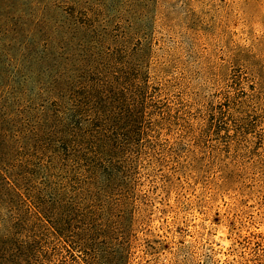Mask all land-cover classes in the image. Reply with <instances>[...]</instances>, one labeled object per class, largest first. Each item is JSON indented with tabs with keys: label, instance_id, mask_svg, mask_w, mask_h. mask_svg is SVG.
Returning a JSON list of instances; mask_svg holds the SVG:
<instances>
[{
	"label": "rangeland",
	"instance_id": "rangeland-1",
	"mask_svg": "<svg viewBox=\"0 0 264 264\" xmlns=\"http://www.w3.org/2000/svg\"><path fill=\"white\" fill-rule=\"evenodd\" d=\"M125 98L143 112L128 179ZM0 165L68 186L43 199L61 212L81 192L91 264H122L125 231L132 264H264V0H0Z\"/></svg>",
	"mask_w": 264,
	"mask_h": 264
},
{
	"label": "trees",
	"instance_id": "trees-1",
	"mask_svg": "<svg viewBox=\"0 0 264 264\" xmlns=\"http://www.w3.org/2000/svg\"><path fill=\"white\" fill-rule=\"evenodd\" d=\"M144 80L141 74L140 87L146 86ZM124 89L126 97L129 95V88ZM126 101L129 100L125 98L123 105L129 114L121 116V169L128 179L130 175L127 166L137 163L140 158L139 152L134 149L138 143L136 134L140 135L135 127L141 125L143 112L136 117L134 113L130 115L136 109L131 108V102ZM139 107L141 108L140 103L138 109ZM211 116L214 119L216 112L211 113ZM94 125L95 121L91 119L77 121L74 133L77 165L74 171L79 176L83 175L82 170H86L97 154L93 139H98L101 133L95 131ZM46 173L48 176L51 174L48 171ZM31 182V179H17L16 176L6 173V169L0 165V264H64L59 258L62 250L79 252L73 264H91V246L88 238L81 235V232L86 231V210L81 207L79 198L81 192H78L71 209L67 208L68 205L64 207L66 213L61 212L54 203L46 205L43 199L48 194L52 202L53 195L67 193L68 186L61 185L62 182L57 185V182L46 178L33 182L36 184ZM75 193L74 189L73 194ZM36 225L40 226L39 230L35 228ZM33 229L40 231V234L30 235ZM43 229L46 230V238L43 237ZM131 242L132 234L125 231L121 241L122 264H132Z\"/></svg>",
	"mask_w": 264,
	"mask_h": 264
}]
</instances>
